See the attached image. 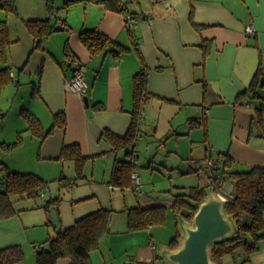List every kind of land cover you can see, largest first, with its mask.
I'll return each mask as SVG.
<instances>
[{
	"label": "crops",
	"instance_id": "1",
	"mask_svg": "<svg viewBox=\"0 0 264 264\" xmlns=\"http://www.w3.org/2000/svg\"><path fill=\"white\" fill-rule=\"evenodd\" d=\"M76 1L82 4L76 18L68 8L50 18L47 0H16L15 12L0 13L10 37L6 61L0 63V69L9 68V80L0 86V115L5 118L13 108L12 129L23 131L21 141L31 137L37 163L12 162L6 155L0 159L9 170L32 172L47 181L44 196H10L15 211L0 217V256L17 246L23 255L11 264H37L36 246L46 249L45 241L58 234L48 224L45 206L47 200L58 198L52 205L60 230L92 211L109 209L108 231L90 251L92 264H167L159 258V247L168 245L178 231L172 196L194 186H187L184 176H205L206 161L224 153L232 159L228 171L264 163V110L258 114L264 87L257 88L256 96L248 90L259 68L264 76V0H162L151 10L133 12L138 13L132 16L135 38L128 34L122 13L97 1ZM52 3L63 5L59 0ZM36 18L63 28L53 29L37 45L26 23ZM250 24L254 34L245 30ZM83 28L97 29L127 49L115 56V44H109L92 54L80 41ZM66 51L83 63L88 105L69 90ZM142 67L150 97L140 114L133 148L141 182L136 192L130 185L108 183L114 162L127 158V149L114 150L102 131L118 136L127 132L134 107L133 76ZM248 99L253 103L245 105ZM24 111L36 119V131L28 128ZM59 112L64 113V124L46 133ZM72 143L88 156L81 178H76L73 160L60 158L63 146ZM154 151L164 161L169 179L181 176L167 183L175 187L168 198L146 190L147 181L152 186L157 182L148 171L153 170V160L145 165ZM68 180L72 187L65 186ZM204 180L203 185L208 184ZM155 205L168 208L164 223L129 229L130 209ZM239 263L264 264V239L255 252L234 262ZM55 264H71V259L61 257Z\"/></svg>",
	"mask_w": 264,
	"mask_h": 264
},
{
	"label": "trees",
	"instance_id": "2",
	"mask_svg": "<svg viewBox=\"0 0 264 264\" xmlns=\"http://www.w3.org/2000/svg\"><path fill=\"white\" fill-rule=\"evenodd\" d=\"M85 1V0H84ZM97 1L103 3L109 10L120 12L124 15H132L128 12L125 3L122 0H86ZM73 0H66L62 6L55 7L52 5V0H47L49 17L56 15L59 9H67ZM16 0H0V13L7 14L8 12H15ZM5 16H0V61L5 62L7 58V48L10 44L9 30ZM50 19H30L27 20V27L31 34L39 41L47 36L53 29L54 25L51 24ZM63 22L65 20L63 19ZM125 26L130 37L135 38V30L133 28V21L125 19ZM80 41L88 48L92 54L99 53L105 50L109 44H115L111 49L112 54L118 56L122 51L127 48L117 43L109 36L97 29L83 28L79 32ZM67 45V44H66ZM68 47H66L67 50ZM67 55L70 56L69 52ZM70 58H72L70 56ZM252 79L248 90L257 95V88L264 87V76L260 68ZM9 68L2 67L0 69V86L2 83L9 80ZM147 73L145 67L135 73L133 76V89H134V107L132 112L131 122L127 132L122 135H114L110 130H103L102 137L104 136L113 149H127V158L116 160L114 162L108 183L113 186L125 187L132 185L131 172L136 167V161L133 159L134 146L136 135L138 131V124L140 114L144 106L149 101V93L146 86ZM244 91L242 94H245ZM259 116L263 112L261 106L258 108ZM53 125L46 133L52 131L53 126L64 124V113L59 112L54 114ZM24 116L28 120V128L35 129L36 119L31 116V113L24 111ZM16 142L5 144L13 146ZM7 145V146H6ZM10 147H7L9 149ZM6 149V150H7ZM80 146L77 143L64 145L61 149L60 158L63 160H73L76 169V178H81L83 175L82 170L84 162L88 156L80 151ZM222 157V159H220ZM214 160L216 168L214 175L212 172L205 171V178L207 183H212L216 187L221 181L223 176L229 174L230 177L236 181V193L234 198H230L225 203L226 211L233 215L237 220L238 232L234 239L224 240L222 242L214 243L212 247V257L216 264H222V259L226 254L232 253L238 247H243L246 254L255 252L259 248V242L264 239V163L263 165H252L248 169L239 171H228L232 164V159L229 153H224ZM219 163H222L221 165ZM0 170H3L0 188V217L9 216L15 210L12 206L10 196L12 194H25L28 197H38L39 188L42 184H47V181L42 179L35 173L19 172L9 170L2 162ZM194 185L186 190L174 193L172 196L171 210L175 213L181 214L182 217L189 220L192 219L198 206L205 198V188L207 185ZM58 198L47 200L45 206L48 211V224L52 225L49 217V208L52 203H56ZM168 208L164 205H155L149 207L137 206L130 209L128 215V226L130 230H139L149 227L150 225L162 224L165 222L166 211ZM243 214L251 217L250 222H245L242 218ZM110 211L109 209L99 208L94 212H90L79 219H77L71 226L66 229L60 230L58 234L49 237L45 242L48 244L44 249L41 246L37 248V264H55L56 260L61 257H69L71 264H92L90 261V251L98 247L100 238L108 231ZM178 232V231H177ZM171 239L168 244L171 248H175L178 243L179 233ZM248 236L249 238H247ZM23 252L17 246L11 247L9 253H2L0 256V264H11L21 259ZM245 261V260H244ZM242 264V263H239Z\"/></svg>",
	"mask_w": 264,
	"mask_h": 264
},
{
	"label": "water",
	"instance_id": "3",
	"mask_svg": "<svg viewBox=\"0 0 264 264\" xmlns=\"http://www.w3.org/2000/svg\"><path fill=\"white\" fill-rule=\"evenodd\" d=\"M61 28L62 25L54 27L55 30ZM83 100L88 105L87 95L83 96ZM205 193L206 196L192 219L187 220L181 214L175 213L179 233L177 246L159 247V258L167 264H216L211 256L214 243L236 238L239 231L237 220L225 208L226 201L237 195L236 181L229 174H225L217 187L209 183ZM49 217L59 232L60 221L55 205L49 208Z\"/></svg>",
	"mask_w": 264,
	"mask_h": 264
},
{
	"label": "rangeland",
	"instance_id": "4",
	"mask_svg": "<svg viewBox=\"0 0 264 264\" xmlns=\"http://www.w3.org/2000/svg\"><path fill=\"white\" fill-rule=\"evenodd\" d=\"M65 1L66 0H64V2ZM59 2L64 4L63 0L61 1L59 0ZM122 2H125L128 12L130 11L131 15L133 16L134 14L135 15L138 14V13H133V12H136V10H139L137 12H142L144 10H151L155 4H157L158 2L159 3L162 2V0H122ZM75 3H78V2L76 1L72 5L68 6V10L71 11V16L73 18H76V16H74L76 9L77 10L79 9L80 11L81 9L80 5H82V4L77 5ZM60 11L65 13L66 9L61 8L57 10L56 15L53 17H56L58 15V12ZM0 63H2V61H0ZM13 116H14L13 108L9 109V112L4 116L5 118H3L0 115V158L6 155L10 158L12 162H16L17 160L22 159V161L25 160L29 164L31 163L35 164L37 163V153H35L37 151H35V148H33L34 145L29 141L31 137L30 136H28L29 138L25 137V140H24L25 142L21 141L23 140L22 137L26 135H23V131L14 132V129H12ZM13 142H16L15 144H13V146L6 145L7 147H10L9 149L5 147V144H9V143L11 144ZM159 157H161L160 154L155 153V151L153 152L151 158L147 159V156H146L147 161L145 165H148V163H150L149 160L151 161L153 160V163H152L153 170H148V171L149 173H152L151 175L154 176L156 178L155 181H157L155 186L150 185L149 184L150 181H147L146 190L148 189L149 191H153L154 194L159 195V197L161 198H168L169 196H171L170 194H172L175 191V187H173L174 185L172 187H170L169 184L167 185V183H169V180L172 178L169 179V173L167 172L168 170L165 169L164 167L165 165L163 164L164 161L159 159ZM2 162L3 161L0 159V167L2 165ZM2 176H3V170H0V178ZM179 177L181 176H175L172 179L173 180L172 182H175L174 180L179 179ZM158 178H161V180H159ZM184 179H185L184 182L188 184L187 186H190V184L197 185L198 182L203 185L205 182L204 180L205 176H198L197 174L186 175V178L184 176ZM0 182H1V179H0ZM49 183L53 184L54 181H51ZM0 187H1V183H0ZM242 218L245 222H250L251 220V217L246 214H243ZM177 226H178V223H177ZM246 237L249 238L248 236ZM245 256L246 254L244 252L243 247L242 248L238 247L235 249L234 252L226 254L224 256L225 257L224 264H234V262H240L243 260Z\"/></svg>",
	"mask_w": 264,
	"mask_h": 264
},
{
	"label": "built area",
	"instance_id": "5",
	"mask_svg": "<svg viewBox=\"0 0 264 264\" xmlns=\"http://www.w3.org/2000/svg\"><path fill=\"white\" fill-rule=\"evenodd\" d=\"M125 19H127L128 21H131L132 18L130 15H125ZM245 30L248 33H252L254 34L255 32V27L254 25L250 24L247 25L245 27ZM83 63L77 59V58H69L68 59V65L71 68V73L70 76L67 79V84L69 87V90L80 94L81 96H85L88 95L89 92V85L85 79V73H84V69H83ZM253 100L252 99H248L245 101V105L248 104H252ZM261 109L264 110V103L261 105ZM135 144H136V140H135ZM133 159H136V155L135 153L133 154ZM216 168V164L215 161L213 159H208L206 161V167L204 170L205 171H210L212 172V175H214V169ZM131 179H132V185L131 188L136 191L139 192L140 187H141V182H140V176L137 173V171L134 170L131 172ZM74 185V183L72 181H66V187H72ZM47 184H42L39 188V195L44 196L45 191L47 190ZM36 248H39V246H36ZM135 264H153L151 261H136Z\"/></svg>",
	"mask_w": 264,
	"mask_h": 264
}]
</instances>
